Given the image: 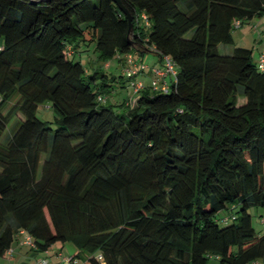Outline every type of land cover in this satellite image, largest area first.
<instances>
[{"label": "trees", "instance_id": "16d2710c", "mask_svg": "<svg viewBox=\"0 0 264 264\" xmlns=\"http://www.w3.org/2000/svg\"><path fill=\"white\" fill-rule=\"evenodd\" d=\"M121 2L131 32L114 0H0V256L24 230L90 264L264 261L250 213L264 209V50L219 51L264 0ZM91 42L101 60L153 51L176 73L137 91L131 74L135 103L111 104L125 83L83 66Z\"/></svg>", "mask_w": 264, "mask_h": 264}, {"label": "rangeland", "instance_id": "374dc122", "mask_svg": "<svg viewBox=\"0 0 264 264\" xmlns=\"http://www.w3.org/2000/svg\"><path fill=\"white\" fill-rule=\"evenodd\" d=\"M258 18H256L255 21H257ZM259 29L264 30V22H259ZM243 32L242 30H238L235 33V41L232 44H225V43H221L219 44V51L222 54H229L232 53L233 49L235 46H242V47H247V48H253V53H254V57H255V52H257V49L260 47L259 44L254 42V38L250 37L248 39H239V34ZM193 33V30L188 31V33L186 34L187 37L191 36ZM239 35V36H238ZM135 56V60L137 62V68L140 69V73L137 76V78L139 79L140 74L144 73V71L141 69L142 65L146 66L145 70H148L150 67H153V65L156 64V62L159 63V56L157 54H155L153 51H147L143 54H140L137 51H133L132 52ZM77 58L81 60L83 66L90 71H94L95 69H99L102 68L104 69L106 72L110 73V74H114L118 77V79H120L121 81H124V86L121 87L120 86V82H116V84L118 85L117 89L112 91L111 93L108 94V102L111 104H116V103H120L122 102L124 99H129L130 104H134L136 101V95L134 93L133 88H131L130 86H128V81L127 78L131 75V70L130 67L132 68V65L130 63H128L127 59H123V60H119L117 56L112 57L110 59H108L107 61L101 60L98 57V53L95 50V43L91 42V43H84L82 44V46L80 47V51L77 52ZM256 58V57H255ZM108 62V63H106ZM16 97V95H15ZM14 97V98H15ZM16 99V98H15ZM107 102V101H106ZM12 105V104H11ZM118 107H116L117 109ZM9 109V108H8ZM37 115L43 119V120H47L52 122V126L56 127V124L54 122L55 117H56V113L53 109V107L50 105V103H45V104H40L37 110ZM19 117V115H18ZM17 124V117L11 122L5 139H8V137L11 135V133L13 132V130L15 129ZM264 209L262 208H256V207H252L250 209V213L252 214V223L256 229L257 232H264V224L263 222L260 220V216L259 213L263 212ZM57 244H59V242H57ZM68 245H72L70 243H67ZM258 264H264L263 260H259Z\"/></svg>", "mask_w": 264, "mask_h": 264}, {"label": "crops", "instance_id": "0c3cea01", "mask_svg": "<svg viewBox=\"0 0 264 264\" xmlns=\"http://www.w3.org/2000/svg\"><path fill=\"white\" fill-rule=\"evenodd\" d=\"M255 20L256 18L242 23L237 27L233 32V38L235 41V33L238 30L243 31L239 34L240 36L238 35L239 39L244 40L250 37L254 38V42L260 45L257 52H255V60L258 61L259 53L264 50V30L259 29L258 27L260 25L259 22H264V17L258 18L257 21ZM131 56L135 59L133 53ZM118 59L120 60L119 56ZM159 63L160 64L156 62L153 67H150L148 70H145L144 73L140 74L139 79L137 78L142 81L146 87L152 85L161 87L171 80L172 76L170 75L159 77L155 73L154 70L163 64V60L160 56ZM23 240L24 234L18 233L12 247L3 256H0V264H38L41 260H46L47 264H90L88 261V255L85 252H80L74 245L55 243L45 251H38L35 248L26 245ZM66 255H70L74 259L70 262H66L64 259Z\"/></svg>", "mask_w": 264, "mask_h": 264}, {"label": "built area", "instance_id": "2783aa9c", "mask_svg": "<svg viewBox=\"0 0 264 264\" xmlns=\"http://www.w3.org/2000/svg\"><path fill=\"white\" fill-rule=\"evenodd\" d=\"M145 17V16H144ZM238 24V23H237ZM129 61H130V63H132L134 66H133V68L131 69V74H133V75H137V74H139L141 71H140V69H138L137 68V63L135 64L134 63V60H133V58L131 57V56H129ZM258 65H259V68L261 69V70H264V51L260 54V56H259V63H258ZM141 69L143 70V71H145V69H146V66L145 65H142V67H141ZM155 73L160 77V76H162V77H165V76H167L168 74H172V75H174L175 73H176V70H175V67H174V65H173V63H172V61H171V59L169 58V57H165V63H164V65H163V67H161V68H156L155 70ZM130 85H131V87H133L134 88V90H140V89H142L143 87H144V85H143V82L142 81H140V80H131V82H130ZM166 86H164V88H165ZM263 223H264V219H263ZM20 233H22V234H24V243L26 244V245H28V246H30L31 248H34V247H36L35 246V243H34V241H33V237L30 235V234H28V233H26V231H24V230H21V232ZM64 259L66 260V262H70L71 260H73L74 258L72 257V256H70V255H66L65 257H64ZM38 264H47V261L46 260H41Z\"/></svg>", "mask_w": 264, "mask_h": 264}, {"label": "water", "instance_id": "95a60500", "mask_svg": "<svg viewBox=\"0 0 264 264\" xmlns=\"http://www.w3.org/2000/svg\"><path fill=\"white\" fill-rule=\"evenodd\" d=\"M38 1H47V0H38ZM116 3H118L125 11L126 13L128 14V19H129V32L132 31V27H133V24H132V17L131 15L128 13V11L123 7L122 5V2L121 0H114Z\"/></svg>", "mask_w": 264, "mask_h": 264}]
</instances>
